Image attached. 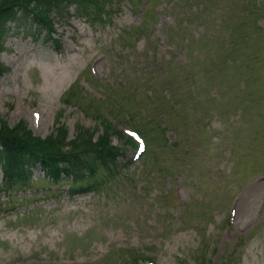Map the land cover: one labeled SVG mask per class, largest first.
<instances>
[{"label": "rangeland", "instance_id": "374dc122", "mask_svg": "<svg viewBox=\"0 0 264 264\" xmlns=\"http://www.w3.org/2000/svg\"><path fill=\"white\" fill-rule=\"evenodd\" d=\"M87 7L49 8L48 41L9 23L0 122L123 156L56 182L37 163L28 183L0 171V264H264V0Z\"/></svg>", "mask_w": 264, "mask_h": 264}, {"label": "trees", "instance_id": "16d2710c", "mask_svg": "<svg viewBox=\"0 0 264 264\" xmlns=\"http://www.w3.org/2000/svg\"><path fill=\"white\" fill-rule=\"evenodd\" d=\"M92 2L94 0H0V38L3 36V32L8 29V23L11 21L14 23L20 18L27 19L28 17L29 20L30 17L31 19L28 22L30 25L34 24L38 27L36 28L37 33L43 29L48 33L45 36V40H47L54 30V22L47 12L49 8L59 15L60 11H65L64 5L74 4L77 16H89L91 11L88 7L83 9L82 6L92 4ZM60 4L63 5V10L58 8ZM53 41L59 46L57 40L53 39ZM254 43L258 44L255 39ZM259 53L261 54V50ZM1 70L3 69L0 66ZM109 125L111 127V124ZM25 126L24 123L17 122L14 126L9 127L6 121L1 120L0 122V171H2L1 181L4 183L9 181L16 183L19 179L26 183L29 182L30 174L27 169L35 163L40 164L44 174L46 173L56 182L59 180L58 174L61 173L65 176L70 175L72 178H77L72 173L76 170L74 168H77L78 171L82 167L86 168V163L91 157L101 161L100 164L107 167L108 165H114L117 159L123 156L120 149L110 147L108 144L103 145V136L95 142L98 147L92 146L90 137L87 139L86 146L70 141L66 149L62 151L63 148L60 149L59 144H62V138H65L63 134H58L59 142H54L50 137L40 138L32 135L29 128ZM110 127L105 124L103 129L107 131ZM82 128L81 125H77L76 135L79 133L92 135L91 131L86 132ZM114 134L122 136L117 131H114ZM125 142L131 143L127 138ZM94 166L95 164L92 163L88 173L95 169Z\"/></svg>", "mask_w": 264, "mask_h": 264}, {"label": "snow or ice", "instance_id": "6c2138e0", "mask_svg": "<svg viewBox=\"0 0 264 264\" xmlns=\"http://www.w3.org/2000/svg\"><path fill=\"white\" fill-rule=\"evenodd\" d=\"M133 135H135V133H133ZM137 139H139L138 137H137ZM141 150H143V145L141 144Z\"/></svg>", "mask_w": 264, "mask_h": 264}]
</instances>
